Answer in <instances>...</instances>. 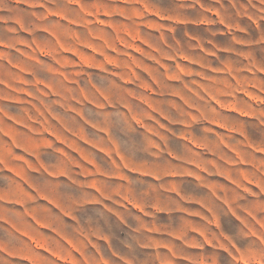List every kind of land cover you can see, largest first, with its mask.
<instances>
[{
    "label": "rangeland",
    "instance_id": "1",
    "mask_svg": "<svg viewBox=\"0 0 264 264\" xmlns=\"http://www.w3.org/2000/svg\"><path fill=\"white\" fill-rule=\"evenodd\" d=\"M0 264H264V0H0Z\"/></svg>",
    "mask_w": 264,
    "mask_h": 264
}]
</instances>
